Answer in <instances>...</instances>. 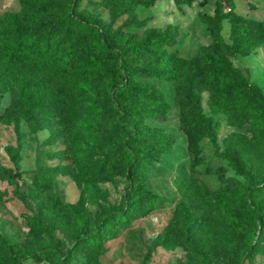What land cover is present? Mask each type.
Returning a JSON list of instances; mask_svg holds the SVG:
<instances>
[{"label":"rangeland","instance_id":"rangeland-1","mask_svg":"<svg viewBox=\"0 0 264 264\" xmlns=\"http://www.w3.org/2000/svg\"><path fill=\"white\" fill-rule=\"evenodd\" d=\"M220 1L226 12L221 23L226 43H230L229 15L238 14L255 22L264 20V0ZM215 5L216 0H195L190 6L178 8L171 0H163L149 8H138L136 15L138 20L146 21L145 28H167L178 33L176 52L184 58H197L199 49L210 42L198 14L213 15ZM77 9L112 30L126 19L122 16L112 22V10L104 7L101 0H81ZM19 12L18 0H0V30L6 16H17ZM231 63L248 71L251 82L264 94V42L250 55L232 58ZM0 72L7 76L0 90V164L18 174L15 182L21 187L20 196L53 230L52 234L37 231L30 223L29 210L16 197L14 184L0 178V236L13 245L17 255L46 243L55 244L63 252L73 237L67 206L87 213L90 230L102 215L123 208L126 183L118 173L116 155L112 156L120 145L122 129L106 114L96 133L82 146L83 139L64 116V96L57 86L65 78L59 72L18 65L9 68L1 53ZM137 80L153 85L169 106L166 116L146 121L174 138L171 148L146 175L148 187L161 197V202L144 217L118 228L116 235L103 243L101 255L80 246L69 264H199L179 235L183 230V210L189 208L195 212L197 239L211 264H229V246L233 241H242V237L220 227L221 214L207 193L222 186L224 178L240 179L218 154L243 155L257 164L264 162V147L248 132V115L228 116L221 102L208 91L200 92L199 114H195L186 97L187 86L194 81L190 74L176 81L153 77ZM27 99L32 104L34 124L23 116ZM193 118L198 122L194 123ZM108 154L111 156L107 159ZM42 176L46 179L44 185ZM35 183L41 188H35ZM54 203L61 211L54 220L47 221ZM0 264H18L2 245ZM23 264L58 263L50 257L40 263L28 258ZM242 264H264V239Z\"/></svg>","mask_w":264,"mask_h":264},{"label":"trees","instance_id":"trees-1","mask_svg":"<svg viewBox=\"0 0 264 264\" xmlns=\"http://www.w3.org/2000/svg\"><path fill=\"white\" fill-rule=\"evenodd\" d=\"M18 1L19 15L6 16L0 30V53L8 67H38L59 72L65 78L57 91L64 96V116L83 139L82 146L96 133L98 123L110 114L122 129L120 145L112 156L116 155L120 163L118 173L126 183L123 208L102 215L93 230L86 212L67 206L73 237L63 252L55 244L46 243L17 255L13 245L0 236V245L18 264L28 258L40 263L50 257L58 264H69L80 246L99 256L103 243L114 237L118 228L127 227L160 204L161 197L148 187L146 175L171 148L174 138L170 132L146 121L166 116L169 106L159 90L139 82L138 77L176 81L190 74L194 81L189 82L186 97L195 114H199L200 92L208 91L221 102L228 116L246 113L250 119L248 132L264 147V94L251 82L248 71L231 63L232 58L248 56L264 42V20L255 22L238 14L229 15L230 43H226L221 36L226 12L222 2L216 0L213 15L198 14L209 32V44L199 49L197 58H184L174 49L179 43L178 33L167 28H145L146 21L137 19L138 8H149L163 0H101L104 7L112 10V22L126 16L113 30L79 11L81 0ZM171 1L181 8L195 0ZM6 82V73L0 72V90ZM31 111L32 104L27 99L23 116L34 124ZM193 122L198 121L193 118ZM218 156L240 180L224 178L223 185L207 196L221 214L218 222L224 232L242 237V241L231 242L228 249V263L242 264L264 239V162L255 164L243 155L227 152ZM16 177L18 174L0 164V178L14 184L17 199L31 214L32 226L52 234V228L20 196ZM41 181L46 183L43 176ZM33 186L41 188L37 183ZM59 211L54 203L47 221L54 220ZM183 214L179 235L184 246L199 264H211L209 254L197 239L195 212L189 208Z\"/></svg>","mask_w":264,"mask_h":264},{"label":"built area","instance_id":"built-area-1","mask_svg":"<svg viewBox=\"0 0 264 264\" xmlns=\"http://www.w3.org/2000/svg\"><path fill=\"white\" fill-rule=\"evenodd\" d=\"M226 11H230V9H227Z\"/></svg>","mask_w":264,"mask_h":264}]
</instances>
